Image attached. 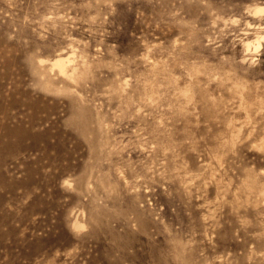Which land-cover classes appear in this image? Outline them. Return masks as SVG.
I'll return each mask as SVG.
<instances>
[{"label": "rangeland", "instance_id": "obj_1", "mask_svg": "<svg viewBox=\"0 0 264 264\" xmlns=\"http://www.w3.org/2000/svg\"><path fill=\"white\" fill-rule=\"evenodd\" d=\"M0 264H264V0H0Z\"/></svg>", "mask_w": 264, "mask_h": 264}]
</instances>
